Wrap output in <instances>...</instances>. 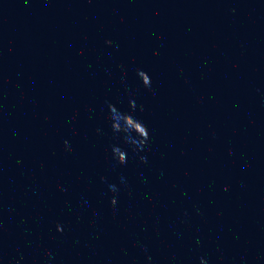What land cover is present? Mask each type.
<instances>
[{
    "label": "water",
    "instance_id": "water-1",
    "mask_svg": "<svg viewBox=\"0 0 264 264\" xmlns=\"http://www.w3.org/2000/svg\"><path fill=\"white\" fill-rule=\"evenodd\" d=\"M201 260L264 264V0H0V264Z\"/></svg>",
    "mask_w": 264,
    "mask_h": 264
},
{
    "label": "clouds",
    "instance_id": "clouds-1",
    "mask_svg": "<svg viewBox=\"0 0 264 264\" xmlns=\"http://www.w3.org/2000/svg\"><path fill=\"white\" fill-rule=\"evenodd\" d=\"M107 44L111 45V41H106ZM137 75L141 79L143 86L146 89H151V80L146 72L143 70H137ZM121 83H125L124 79H121ZM130 108L135 110L136 105L134 101H130ZM109 109V119L111 121V128L114 133L122 134V140L124 144L131 145L135 152L142 151L149 139L150 133L144 123L135 118L131 112H121L118 108H116L113 104L108 103ZM141 111L143 108L141 107ZM66 150H70V146L68 145V141H65ZM112 158L120 165H125L127 163V152L120 145L112 146ZM141 161L146 162V157L141 156ZM123 180V178H121ZM101 180H105L104 177H101ZM109 189L116 193L118 191L115 184H110ZM63 190V189H61ZM111 204L113 206V211H116L115 205L117 204V198L114 195L111 198ZM57 230L62 231L63 229L57 225ZM149 259H151L149 257ZM201 264H206L204 260H201Z\"/></svg>",
    "mask_w": 264,
    "mask_h": 264
}]
</instances>
